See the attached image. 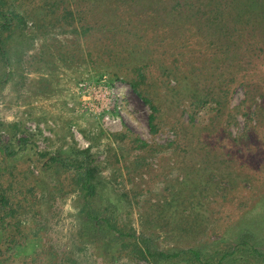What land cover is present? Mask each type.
<instances>
[{"label":"rangeland","instance_id":"rangeland-1","mask_svg":"<svg viewBox=\"0 0 264 264\" xmlns=\"http://www.w3.org/2000/svg\"><path fill=\"white\" fill-rule=\"evenodd\" d=\"M14 1L25 24L0 70V186L20 234L0 264H148L88 226L50 156L93 165L100 211L117 204L160 250L248 238L264 252V52L202 19L165 26L147 14L169 6L147 0ZM136 66L155 131L129 83Z\"/></svg>","mask_w":264,"mask_h":264},{"label":"trees","instance_id":"trees-1","mask_svg":"<svg viewBox=\"0 0 264 264\" xmlns=\"http://www.w3.org/2000/svg\"><path fill=\"white\" fill-rule=\"evenodd\" d=\"M147 1L145 2L148 8H144V11H153L161 6L163 8L169 6L166 14H161V16L157 12L156 14L151 12L147 14V17L151 19L161 20L165 26L171 24L175 19L184 23L191 19H202L206 25L214 26V30L219 36H239L242 40H248L255 47L253 48L255 52H264V0ZM14 2V0L9 3L8 0H0V70L9 66L10 63L6 54V41L16 28L21 29L25 24V14L17 8ZM5 3H7V7L4 9ZM106 20L103 24L106 23ZM4 33H7L6 36ZM240 47L241 45L238 49ZM8 75L9 73L5 70L4 72L0 71V84L7 81ZM146 75L144 66H136L129 83L134 92L150 105L152 112L149 114V125L151 130L155 131L157 109L148 97L149 94L142 88ZM3 126L4 124L0 122V128ZM120 135L124 136L125 134L121 133ZM17 140L20 143L26 142V138L22 137ZM7 150L8 146L0 141V154L10 155L11 151L7 152ZM39 155L43 157L42 153ZM49 160L57 162L67 172L69 183L82 191L84 199L82 212L87 218L88 226L93 231H101L108 235L110 240L130 258L148 264H233L240 261L245 264H264V252L247 242L248 238L241 240L236 245L226 247L213 245L171 251L160 250L155 247L149 236L137 233L130 224L119 219L117 204L106 202L104 207L106 212L100 211L95 203L98 193L93 165L84 162L74 163L66 158L59 159L56 156H50ZM13 215L14 208L9 195L0 186V261H6L11 257L14 245L18 242L20 231Z\"/></svg>","mask_w":264,"mask_h":264}]
</instances>
